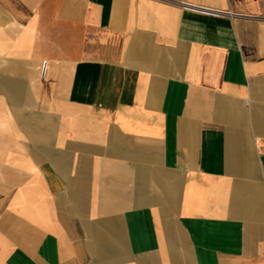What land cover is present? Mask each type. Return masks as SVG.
<instances>
[{"label": "crops", "instance_id": "crops-1", "mask_svg": "<svg viewBox=\"0 0 264 264\" xmlns=\"http://www.w3.org/2000/svg\"><path fill=\"white\" fill-rule=\"evenodd\" d=\"M0 264H264V0H0Z\"/></svg>", "mask_w": 264, "mask_h": 264}, {"label": "built area", "instance_id": "built-area-1", "mask_svg": "<svg viewBox=\"0 0 264 264\" xmlns=\"http://www.w3.org/2000/svg\"><path fill=\"white\" fill-rule=\"evenodd\" d=\"M204 10H207V9H204ZM208 11H210V10H208Z\"/></svg>", "mask_w": 264, "mask_h": 264}]
</instances>
